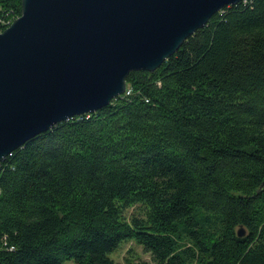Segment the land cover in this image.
I'll list each match as a JSON object with an SVG mask.
<instances>
[{
  "label": "trees",
  "instance_id": "16d2710c",
  "mask_svg": "<svg viewBox=\"0 0 264 264\" xmlns=\"http://www.w3.org/2000/svg\"><path fill=\"white\" fill-rule=\"evenodd\" d=\"M20 14L0 0V31ZM161 65L0 162V264H118L128 240L153 264H264V0Z\"/></svg>",
  "mask_w": 264,
  "mask_h": 264
},
{
  "label": "water",
  "instance_id": "95a60500",
  "mask_svg": "<svg viewBox=\"0 0 264 264\" xmlns=\"http://www.w3.org/2000/svg\"><path fill=\"white\" fill-rule=\"evenodd\" d=\"M240 1L21 0L0 31V162L55 124L107 106L129 72L154 71Z\"/></svg>",
  "mask_w": 264,
  "mask_h": 264
},
{
  "label": "rangeland",
  "instance_id": "374dc122",
  "mask_svg": "<svg viewBox=\"0 0 264 264\" xmlns=\"http://www.w3.org/2000/svg\"><path fill=\"white\" fill-rule=\"evenodd\" d=\"M110 256L118 264H153L149 254L133 240L121 243Z\"/></svg>",
  "mask_w": 264,
  "mask_h": 264
},
{
  "label": "built area",
  "instance_id": "2783aa9c",
  "mask_svg": "<svg viewBox=\"0 0 264 264\" xmlns=\"http://www.w3.org/2000/svg\"><path fill=\"white\" fill-rule=\"evenodd\" d=\"M130 88H127V86H126V88H125V92H124V95H128V94H130Z\"/></svg>",
  "mask_w": 264,
  "mask_h": 264
},
{
  "label": "bare ground",
  "instance_id": "6f19581e",
  "mask_svg": "<svg viewBox=\"0 0 264 264\" xmlns=\"http://www.w3.org/2000/svg\"><path fill=\"white\" fill-rule=\"evenodd\" d=\"M229 6H230V5H229ZM222 9H223V8H222ZM222 9H221V10H222ZM210 18H211V17H210ZM164 62H165V61H164ZM161 66H162V65H161ZM161 66H160V67H161ZM160 67H159V68H160ZM157 69H158V68H157ZM138 71H139V70H138ZM143 71H144V70H143ZM126 82H127V81H126ZM108 105H109V104H108ZM91 113H92V112H91ZM62 122H63V121H62ZM8 156H9V155H8ZM6 158H7V157H6Z\"/></svg>",
  "mask_w": 264,
  "mask_h": 264
}]
</instances>
